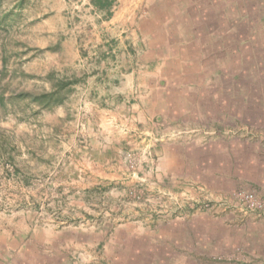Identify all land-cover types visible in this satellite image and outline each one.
I'll use <instances>...</instances> for the list:
<instances>
[{
    "label": "rangeland",
    "instance_id": "1",
    "mask_svg": "<svg viewBox=\"0 0 264 264\" xmlns=\"http://www.w3.org/2000/svg\"><path fill=\"white\" fill-rule=\"evenodd\" d=\"M115 1L116 6L125 2ZM140 1L147 33H152L147 14L150 8L157 9L163 20L181 32L174 31L171 45L176 52L175 44L183 46L181 41L186 40L181 35L185 28L188 36L198 38L196 43L193 39V54L201 58L198 68L189 69L187 77L192 75V80L201 81V89H206L207 100L202 106L207 115L200 114L203 108H197L194 118L191 116L193 121L171 123L173 136L166 142L174 148L167 165L174 170V178L166 181L167 172L160 178L158 206L142 207L144 216L139 215L140 206L133 205L132 200L130 205L96 206V218H106L110 232L105 236L104 232L96 233L94 252L72 248L71 232L58 234L57 244L65 248L66 259L73 258L79 264H249L258 256L250 255L252 247L258 251L264 248V0H161L158 6L154 0ZM253 3H261L255 15L247 13ZM88 9L89 0H0V129L6 130L5 137H12L13 143L41 145L35 136L30 144L29 133L35 134L55 111H42L33 98L50 93L63 81V74L66 78L70 67L78 65L77 51L81 56L80 74L87 72L88 63L82 62V57L93 53L96 39L89 26L95 15ZM200 13L204 14L201 24ZM71 25L85 29L78 30L77 45L69 43L67 52L60 53L53 43L61 40V30ZM203 69H207L206 76L198 72ZM81 92L74 96V105ZM61 94L64 100L71 98V88ZM72 112L77 113L72 106L61 111L69 121ZM149 159L146 157L143 163H149ZM128 165L135 167L133 163ZM140 179H147L150 186L155 182L145 172ZM32 193L33 199L25 207L31 217L47 220L51 214L61 218L62 211L74 207L60 205V193L53 187L35 188ZM148 193L153 191L149 189ZM245 195L254 196L253 207L242 202ZM23 206L8 201L1 213L20 215L17 210ZM80 211L85 215V210ZM187 216L190 219L184 229L182 219ZM176 217L179 219L171 220ZM80 235L81 240L87 239L86 232ZM201 240L215 242L212 247L219 253L199 249Z\"/></svg>",
    "mask_w": 264,
    "mask_h": 264
},
{
    "label": "crops",
    "instance_id": "2",
    "mask_svg": "<svg viewBox=\"0 0 264 264\" xmlns=\"http://www.w3.org/2000/svg\"><path fill=\"white\" fill-rule=\"evenodd\" d=\"M155 3L158 6L161 0H154ZM116 5L115 0H89L88 10L95 15L89 26L96 39L93 53L82 57V62L88 63L87 72L80 74L81 56L77 51L78 65H72V71L66 72V78L63 74V81L51 90L52 103L46 107L36 103L42 111H55L54 116L42 121L35 134L29 133V143L35 136L41 145L13 143L12 137H5L6 130L0 129V264H79L73 258L66 259L65 248L56 241L61 236L58 234L71 232L72 248L94 252L96 233L104 232L105 236L110 232L106 218H96V206L130 205L132 200L133 205L140 206L142 216V207L158 206L160 178L166 172V181L170 183L174 178V170L167 165L174 148L166 142L173 136L171 123L191 121L197 108H203L200 114L207 115L205 105L202 106L203 100H207L206 89H201V81H193L192 75L187 77L189 69L198 68L201 58L193 54V39L196 43L198 38L188 36L185 28L181 35L186 40L181 41L183 46L175 44L176 52L171 45L176 25L163 20L157 9H147L151 18L148 25L152 26V33H147L142 1L125 0L121 6ZM81 28L71 25L61 30L63 38L53 43L60 53L67 52L69 43L78 44ZM198 72L206 76L207 69ZM70 88L72 96L64 100L61 92ZM78 90L82 97L74 105ZM71 106L77 113L72 112L69 121L61 111ZM7 134L12 133L7 130ZM145 156L150 158L149 163H143L147 161ZM129 163L135 167L129 168ZM190 168L189 165L191 171ZM144 172L155 181L152 186L146 184L147 179H140ZM50 187L60 193V205L74 207L62 211L61 218L48 214L46 220L28 215L25 207L33 199V189ZM149 189L153 193L149 194ZM8 201L24 205L17 210L20 215L1 213ZM79 209L85 210V215ZM176 219L179 218L171 220ZM189 219H182L184 229ZM79 221L82 223L78 226ZM84 232L87 239L81 240L80 234ZM47 236L54 240L48 241ZM199 243V249L210 248L211 253H219L212 247L215 242ZM251 250V256H258L249 264H264V248L258 251L253 246Z\"/></svg>",
    "mask_w": 264,
    "mask_h": 264
},
{
    "label": "trees",
    "instance_id": "3",
    "mask_svg": "<svg viewBox=\"0 0 264 264\" xmlns=\"http://www.w3.org/2000/svg\"><path fill=\"white\" fill-rule=\"evenodd\" d=\"M253 2H254V0H253ZM215 2L213 1V4H214ZM198 6H201V5H198ZM257 6H260V8H261V3L258 5L257 3L255 4V3H253V5H252V7H253V9H248L247 10V13H249V14H251V15H255V13H256V9H257ZM262 6H264V3H263V5ZM202 7V6H201ZM197 9H199V7H197ZM216 9V8H215ZM264 9H262V11H263ZM241 11H243V10H241ZM201 14V17H200V19L198 20V22L201 24V20H202V18H203V16H204V14H202V13H200ZM206 20H207V18H205L204 19V21H205V24L207 25V23H206ZM255 24H257L256 22H255ZM205 26V25H204ZM208 26V25H207ZM207 26H205L204 28L206 29V31L207 32H211V30L212 29H208V27ZM193 38H195L194 36H193ZM213 39V38H212ZM254 40H256V39H254ZM230 55H233V54H230ZM221 63L222 62H220V65H221ZM218 68V67H217ZM54 100V94L53 93H48V94H40V95H37V96H35V98H33V101L35 102V103H37V104H39L40 106H43V107H46V106H49L51 103H52V101Z\"/></svg>",
    "mask_w": 264,
    "mask_h": 264
},
{
    "label": "built area",
    "instance_id": "4",
    "mask_svg": "<svg viewBox=\"0 0 264 264\" xmlns=\"http://www.w3.org/2000/svg\"><path fill=\"white\" fill-rule=\"evenodd\" d=\"M242 202L244 201L248 207H253L255 203V199L253 195H245L241 198Z\"/></svg>",
    "mask_w": 264,
    "mask_h": 264
}]
</instances>
